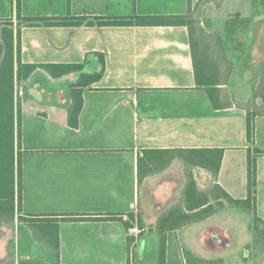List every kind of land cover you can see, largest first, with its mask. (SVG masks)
Wrapping results in <instances>:
<instances>
[{
    "label": "crops",
    "instance_id": "crops-1",
    "mask_svg": "<svg viewBox=\"0 0 264 264\" xmlns=\"http://www.w3.org/2000/svg\"><path fill=\"white\" fill-rule=\"evenodd\" d=\"M218 1L20 0V8L24 16L48 17L193 13L211 33L207 25L214 22ZM0 22L12 23L15 70L19 59L38 65L82 62V71L93 73L101 68L99 54L104 59L100 80L83 89L76 127L68 121V90L81 72L52 77L37 67L26 80L15 82V214L12 223L0 225V261L12 257L15 264H126L130 227L126 230L124 222L140 212L143 226L136 224L144 231L133 259L143 264L150 249V264H156V221L182 200L186 183L182 159L174 157L166 164L169 150L223 149L216 178L201 167L191 169L198 188L209 192L214 184L233 198L246 196L247 148L262 146L264 151V131L260 138L257 127L264 121L259 104L264 99H254L259 113L248 143L244 103L252 102L257 84L246 88V94L234 92L231 69L227 84L220 85L229 107L215 109L195 83L186 25H22L17 37L16 0H0ZM144 150L158 151L153 154L159 160L144 164L139 180L138 158ZM261 161L264 154L256 158V186L257 178L264 177ZM255 196L256 213L264 221L263 198ZM231 213L237 215L240 209L225 206L167 232L165 264H186L184 250L222 258L230 243L241 238L236 219L227 216ZM251 238L245 233L241 239ZM50 242H58L57 261Z\"/></svg>",
    "mask_w": 264,
    "mask_h": 264
},
{
    "label": "trees",
    "instance_id": "trees-1",
    "mask_svg": "<svg viewBox=\"0 0 264 264\" xmlns=\"http://www.w3.org/2000/svg\"><path fill=\"white\" fill-rule=\"evenodd\" d=\"M253 13L264 12V0H250ZM249 18H240L239 13L229 15L223 27L224 33H207L199 19L193 14L186 15H158V16H136L132 17H48V16H24L21 13L20 0H16V36L22 25L25 26H117L132 25H186L188 27L190 48L193 60V74L196 85L204 88L212 106L215 109L229 107L223 101L220 85H226L231 73V62L225 54V44L223 37H231L242 29L249 27ZM209 38L211 41H206ZM214 40L212 41V39ZM218 49L219 54H214ZM213 52V55H212ZM100 55L101 68L93 73L83 72L84 63L70 64H31L21 63L18 59L16 70L14 69V32L11 22H0V225L9 224L14 221L15 214V156H14V112L19 111V103L15 105V82L26 80L37 68L42 67L52 77L81 72L78 79L72 83L68 90L71 104L68 108V121L72 127L77 126V117L82 108L83 89L97 82L102 77L104 71V59ZM264 69V63L262 64ZM260 83L253 87L252 102L244 103L246 108V139L251 143L254 137V117L259 113L254 104L257 95L264 99V93L260 86H264V72L261 74ZM260 85V86H258ZM255 110H254V109ZM251 109V110H250ZM158 151L144 150L142 156L138 158V179L141 180L145 172H141V167L149 162L159 160L154 155ZM170 161L174 157L183 160L186 167V183L182 200L166 209L156 221V230L159 234V244L156 264H165L166 233L175 231L187 224L201 221L210 215L220 211L225 206L246 211L251 216L249 231L252 234V242L246 245L244 254H249L251 249L264 251V221L256 213V158L264 154L263 150L254 147L247 148V192L241 199L231 197L223 188L218 185L211 187L209 192L200 190L194 179L192 168L201 167L210 172L216 178L223 155V149H186L169 150ZM175 153V154H174ZM19 203L17 209H19ZM130 221L124 222L127 230L136 219L139 226H143L140 212L136 215L129 214ZM23 219V217H20ZM74 219H91V217H76ZM33 221V220H31ZM48 231V230H47ZM51 231V230H50ZM52 250L58 260V242H50ZM132 243V237L127 238V247ZM186 264H224V259L202 258L195 256L191 252L183 251ZM136 258L132 261L127 259L126 264H136ZM30 261H20L19 264H27ZM0 264H15L12 257L0 261Z\"/></svg>",
    "mask_w": 264,
    "mask_h": 264
},
{
    "label": "rangeland",
    "instance_id": "rangeland-1",
    "mask_svg": "<svg viewBox=\"0 0 264 264\" xmlns=\"http://www.w3.org/2000/svg\"><path fill=\"white\" fill-rule=\"evenodd\" d=\"M213 9L215 13L212 14L214 15V19L212 21L214 22H209L207 25L210 26V32L212 34L218 32L221 34L224 33V23L229 15L234 14L233 12H238L240 14V18L248 17L250 19L248 29H242L229 38L226 36L223 37L225 44L224 50L225 52L227 51V57H229L233 62L231 64L234 76L232 89L234 92L246 94V88L250 89L251 85H256L261 82L260 77L264 72L262 67V64L264 63V12L254 14L250 7V0H220V2L218 1L215 3ZM205 39L207 42L211 41L209 38ZM213 40L214 38L212 41ZM214 54H219L218 49L215 50ZM230 76L231 73L229 78ZM260 85H262V83H260ZM259 90L264 93V86H260ZM259 104H262L260 108H264L263 103L260 102ZM257 127L261 138L264 131V121H260ZM260 143L264 145V142L261 140ZM260 147L262 146H259V148ZM260 165L263 168L264 163L262 162ZM257 179L256 195L260 199L263 198V203L264 177L260 175ZM232 211L234 210L232 209ZM227 216L231 218L234 217V219H236L237 230L239 235L241 234V238L244 237L245 233L252 237V234L248 229L251 216L246 211L240 210V213L237 215L231 213ZM241 238L230 243L226 253L222 257L224 259V264H264V251L259 252L251 249L249 254H244L246 245L252 242V238L250 242H247L245 239V242H243V239ZM153 253L154 252H152V250H147L143 264L152 263L154 258Z\"/></svg>",
    "mask_w": 264,
    "mask_h": 264
},
{
    "label": "built area",
    "instance_id": "built-area-1",
    "mask_svg": "<svg viewBox=\"0 0 264 264\" xmlns=\"http://www.w3.org/2000/svg\"><path fill=\"white\" fill-rule=\"evenodd\" d=\"M136 223L137 222L135 221L133 226L128 229V235L132 237V243L128 247V258L130 261L134 257L136 241L138 240L139 235L144 231V228L139 227Z\"/></svg>",
    "mask_w": 264,
    "mask_h": 264
}]
</instances>
